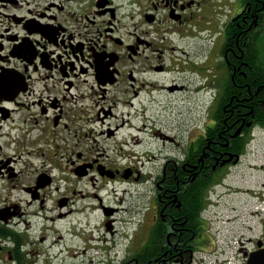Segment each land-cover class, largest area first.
Returning <instances> with one entry per match:
<instances>
[{"label":"flooded vegetation","instance_id":"obj_1","mask_svg":"<svg viewBox=\"0 0 264 264\" xmlns=\"http://www.w3.org/2000/svg\"><path fill=\"white\" fill-rule=\"evenodd\" d=\"M184 58L207 63L194 92L212 98L176 134ZM259 152L264 0H0V264H70L66 230L89 214L123 227L104 264L217 263L229 246L245 263L264 251V210H229L236 227L217 234L215 197Z\"/></svg>","mask_w":264,"mask_h":264},{"label":"rangeland","instance_id":"obj_2","mask_svg":"<svg viewBox=\"0 0 264 264\" xmlns=\"http://www.w3.org/2000/svg\"><path fill=\"white\" fill-rule=\"evenodd\" d=\"M171 66L172 63L168 65L170 68ZM205 66H207V63L204 64L202 60H189L188 58L177 62V70L179 72L176 75L179 77V82L185 83L187 90L172 93L171 106L166 111L168 120L173 125L172 132L174 131L176 134L178 133L177 129H183L185 133H188V128L193 130L199 124L200 118L206 117L210 111L208 106L212 98V90L209 89L208 91V89L203 88L200 94L194 92L195 86H198V80H201V85L204 86L206 82L208 85V81L212 77L213 72L209 70L205 71ZM263 160L264 154L262 152H259L255 158L251 153H248L244 157L242 164L234 165L230 168L229 173L224 179V186L219 187L217 190V193L222 196L220 198L215 197L218 199L219 204L214 205L215 209L222 211V215L225 214V216L221 215L215 220L214 228L215 226L217 228H229V233L234 231L233 228L236 225H232L227 220V217L233 216L229 213V210L239 209L241 212H244V209L252 206L251 202H253V199L250 195L252 196V192L264 182V168L260 167L264 162ZM215 198L214 200H216ZM77 218V216L73 217L69 221L76 220ZM80 218L81 216L78 219ZM69 223L66 222V227ZM247 223H249V220H247ZM130 228L128 229L130 230ZM116 229L117 233L114 236L106 234L102 226V220L99 219L98 214H89L77 234L66 230L69 263L89 264L88 261L91 260L90 264H104L100 261L102 256L114 252L110 248L112 241H117L116 244L122 241L123 227L119 224ZM259 229V224L254 226V233ZM104 233L108 239L107 242L102 241ZM116 249H120V244L117 245Z\"/></svg>","mask_w":264,"mask_h":264},{"label":"water","instance_id":"obj_3","mask_svg":"<svg viewBox=\"0 0 264 264\" xmlns=\"http://www.w3.org/2000/svg\"><path fill=\"white\" fill-rule=\"evenodd\" d=\"M246 264H264V251L250 252Z\"/></svg>","mask_w":264,"mask_h":264},{"label":"bare ground","instance_id":"obj_4","mask_svg":"<svg viewBox=\"0 0 264 264\" xmlns=\"http://www.w3.org/2000/svg\"><path fill=\"white\" fill-rule=\"evenodd\" d=\"M228 248H230V249H231V246H229Z\"/></svg>","mask_w":264,"mask_h":264},{"label":"built area","instance_id":"obj_5","mask_svg":"<svg viewBox=\"0 0 264 264\" xmlns=\"http://www.w3.org/2000/svg\"><path fill=\"white\" fill-rule=\"evenodd\" d=\"M239 264H241V261L239 262Z\"/></svg>","mask_w":264,"mask_h":264},{"label":"trees","instance_id":"obj_6","mask_svg":"<svg viewBox=\"0 0 264 264\" xmlns=\"http://www.w3.org/2000/svg\"><path fill=\"white\" fill-rule=\"evenodd\" d=\"M241 152H243V151H241Z\"/></svg>","mask_w":264,"mask_h":264}]
</instances>
